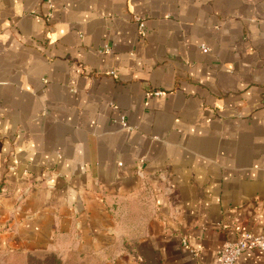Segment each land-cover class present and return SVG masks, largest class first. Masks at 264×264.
I'll return each instance as SVG.
<instances>
[{
	"label": "crops",
	"instance_id": "crops-1",
	"mask_svg": "<svg viewBox=\"0 0 264 264\" xmlns=\"http://www.w3.org/2000/svg\"><path fill=\"white\" fill-rule=\"evenodd\" d=\"M53 1L0 0V264H213L264 234V0Z\"/></svg>",
	"mask_w": 264,
	"mask_h": 264
},
{
	"label": "built area",
	"instance_id": "built-area-1",
	"mask_svg": "<svg viewBox=\"0 0 264 264\" xmlns=\"http://www.w3.org/2000/svg\"><path fill=\"white\" fill-rule=\"evenodd\" d=\"M46 4L50 11H48V16L52 15V9L54 8L53 0H46ZM136 21L139 24L140 33L145 31V22L142 17L136 16ZM110 50V48H108ZM112 74H115V71H112ZM162 91H156L155 94L160 95ZM118 120V119H117ZM115 120V121H117ZM119 121V120H118ZM120 123L126 126L127 119L126 115L121 114ZM249 249H258L264 251V234H253L250 231H245L241 235L232 241L226 242L219 251L218 259L213 264H236L239 256L249 250Z\"/></svg>",
	"mask_w": 264,
	"mask_h": 264
},
{
	"label": "rangeland",
	"instance_id": "rangeland-1",
	"mask_svg": "<svg viewBox=\"0 0 264 264\" xmlns=\"http://www.w3.org/2000/svg\"><path fill=\"white\" fill-rule=\"evenodd\" d=\"M9 264H61V260L58 258V255L55 253H48L45 255H28L24 257V255H10Z\"/></svg>",
	"mask_w": 264,
	"mask_h": 264
}]
</instances>
